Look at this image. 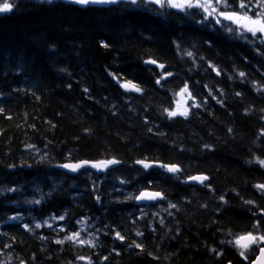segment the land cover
<instances>
[{
    "label": "trees",
    "instance_id": "1",
    "mask_svg": "<svg viewBox=\"0 0 264 264\" xmlns=\"http://www.w3.org/2000/svg\"><path fill=\"white\" fill-rule=\"evenodd\" d=\"M101 41L110 47H101ZM174 41L185 49L195 45L197 57H206L229 74L235 65L249 74V80L260 78L255 69L264 61L255 56L247 44L226 39L224 33L193 23L182 14L161 16L123 3L82 6L69 0H52V3L14 0L11 11L0 13V92L4 93L0 106L13 117L12 120L0 117V129H7L0 137V186L19 189L0 195V220L17 212L24 218L40 219L53 213L61 215L69 209V219L65 222L69 226L75 225L77 217L87 215L92 217L96 227L109 223L123 228L128 213L137 215L134 202L110 203L116 196L103 194V206H98L90 181L81 182L83 176L65 175L56 167L39 164L38 157L32 158L24 151L26 143H35L43 149L50 139L53 141L49 146L50 163L60 162L70 150L76 159L94 160L116 155L129 166L108 176L132 180L131 191L147 185L150 180L167 190L180 211L171 210L173 217L161 213L166 227L161 228L156 223L158 218L149 215L147 220L157 228V233L152 234L146 228V221L138 222L148 237L145 241L148 249L157 250L159 245V255L170 257L159 264H215V257L208 249L220 247L221 239H231L225 235L229 229L239 233L250 228V214L244 211L247 206L236 192L244 199L258 195L252 185L264 178L245 161L251 159L253 153H261L258 142L253 141L264 121L258 119L259 113L245 116L244 109L264 108V100L250 85L232 83L225 77L215 86L233 94L226 97V110L210 101L206 111L189 121L169 124L162 120L159 108L167 106L171 94L154 86L155 77L146 71L148 66L143 60L153 56L169 64L168 70L188 76L190 62L184 63L178 58ZM244 57L248 58L247 62ZM203 66L206 67V63ZM108 72L133 79L148 91L142 98L133 93L134 99L129 100ZM202 73L203 69L194 70L191 79L200 80L202 84L210 82ZM178 86L179 80H176L169 88ZM84 88L89 89L94 99L88 98ZM234 91L245 92L242 103L240 98H234ZM146 117L150 121L148 125L144 123ZM45 121H51L56 127L52 129ZM33 123L36 130L28 127ZM156 125L166 134L163 139L148 133L147 128L153 126L155 130ZM229 127L233 128V133L227 132ZM85 129H90L91 134L85 133ZM204 144H212L214 150L205 151ZM181 148L187 151L182 152ZM144 156L165 162L182 161V166H188V175H209L216 194H226L229 206L223 213L216 212L218 201L209 199L212 193L208 189L197 185L194 194L190 185L172 180L158 169L136 176L131 162ZM22 158L32 167H7L13 163L19 165ZM41 192L45 194L43 204L25 203L39 199ZM205 203L206 209L202 207ZM152 211L158 209H149ZM128 224L131 228L130 221ZM0 230L15 236L13 255L29 262L35 254V264H66L75 255L72 251L57 254L61 246L54 243L48 244L42 252L41 242L24 233L14 222L0 224ZM100 240L105 246L97 251L109 254L110 238L101 234ZM79 251L86 255L90 250ZM49 256L51 260L47 259ZM114 259L119 264H158L129 256L127 252ZM228 259L233 257L229 255ZM228 259L224 264H228ZM17 263L16 260L11 262Z\"/></svg>",
    "mask_w": 264,
    "mask_h": 264
},
{
    "label": "snow or ice",
    "instance_id": "2",
    "mask_svg": "<svg viewBox=\"0 0 264 264\" xmlns=\"http://www.w3.org/2000/svg\"><path fill=\"white\" fill-rule=\"evenodd\" d=\"M69 2L82 6L116 5L123 3L132 8H143L161 16L182 14L193 23L224 33L226 39L238 40L247 44L255 56L264 61V0H69ZM13 3L14 0L12 2L10 0H3L0 3V13L11 11ZM47 3H52V0H47ZM173 43L175 44L178 58L184 63L190 62V67L187 70L188 76H182L179 72L168 70L169 64L161 62L153 56H149L143 60L144 65L148 66L146 67V71L155 77L154 86L171 94L167 106L159 108L158 115L162 120H166L169 124L189 121L192 117L199 116L201 112L206 111L210 101H214L222 109L226 110V97L233 94L226 92L222 87L215 86L221 83L225 77L232 83L250 85L251 90L261 100H264V63L255 69L260 78L249 80V74L246 71L239 70L235 65L231 74H229L222 66L211 60H207L206 57L202 55L197 57L194 51L195 45L191 49H185L181 44L175 41ZM208 43L211 46V42ZM100 46L105 49L110 47L109 44L103 41H101ZM243 59L245 62L248 60L247 57ZM204 63H206V67L203 66ZM201 69H203V76L208 78L210 82L202 84L200 80L193 81L191 79L193 71L200 72ZM60 71L65 72L66 69H61ZM213 73L215 76L212 75ZM108 75L119 85L120 89H123L129 100L134 99L133 93L142 98L146 91H148L133 79H126L122 75L113 72H108ZM217 77L220 80H216ZM176 80H179V86L177 88H169V85L174 84ZM68 87L70 88L71 84ZM83 91L88 94L89 99H94L90 95L88 88H84ZM3 95L4 93L0 92V97ZM244 95V91H234V98H240L239 102L241 103L243 102ZM37 99L39 98L37 97ZM257 113L260 114L258 119L264 121V108L254 109L247 107L244 109L245 116H252ZM228 114L231 115V113ZM208 115L213 116L214 114L208 112ZM25 116H27V113H25ZM0 117L8 120L13 119L12 116L6 114L2 106H0ZM45 123L51 124L52 129L56 127L51 121H45ZM144 123L146 125L150 124L147 117ZM17 127H21V125H17ZM28 127L36 130L37 126L33 123L28 125ZM6 131L7 129H0V137ZM84 131L87 134H91L90 129H85ZM147 131L162 139L166 136L163 131H160L159 125L155 126V130L153 126H149ZM227 132L233 133V128L229 127ZM75 139L79 140V137ZM164 142L166 143V140ZM257 142V146L262 149L261 153L259 155L253 153L252 158L245 161V163L253 166L260 176L264 178V124H261L260 130L256 133V140L253 143L256 144ZM9 143H11V139H9ZM52 143L53 141L48 139L44 143L43 149L35 143H26L24 151L32 158L38 157L39 159L36 162L39 164L61 169L62 174H73L74 177H87L90 181L91 191L94 194L96 204L103 206L102 183H97V181L100 180L101 176L106 178L112 172L119 171L122 167H128V162L116 155H105L103 158L94 160L76 159L73 157V150H70L66 156L61 157L60 162L50 163L49 146ZM203 149L210 152L214 150V147L212 144H204ZM180 151L187 150L181 148ZM249 151L252 152V149L250 148ZM7 167L15 169L16 167H32V165L27 162V159L22 158L19 165L13 163L7 165ZM187 167V165L182 166V161L165 162L159 158H149L148 156L134 159L131 162V168L136 176L151 173L153 170L158 169L162 174H167L168 178L190 185L194 194L197 185L200 188L208 189L209 193H212L209 199H216L218 201L215 211L223 213L230 204L229 199L226 198V194H216L209 175L204 173L188 175L186 171ZM118 182L122 187L113 186L110 192L123 193V199L116 196L110 203L134 202L139 212V215L128 213L123 228L119 226L113 227L109 223L103 224L102 227H96L92 222V217L87 215L77 217L75 225L69 226L65 223L69 219V209H65L61 215L53 213L40 219L30 216L27 221H25L23 215L17 212L15 215L7 216L5 219L0 220V224H7L10 221L14 222L18 228L23 229L24 233H28L32 238L38 239L41 242L42 252L45 251L48 244L52 243L61 246L57 254L59 252H75L73 258L68 260L66 264H119V261H115L114 258L122 256L125 252L129 256L149 259L150 261L158 262V264L162 259H170L167 255L165 257L159 255V245H157V250L148 249L145 243L148 237L146 232L138 226V222L146 221L148 231L156 234L157 228L153 226L151 221L147 220V217L150 215L153 218H158L156 219V223L161 228H164L166 227V222L165 217L161 213H166L168 217H173L174 212L171 210L180 211L178 204L169 198L167 190L156 185L154 181L150 180L147 185L136 188L132 192H126L123 187L131 184L132 180L123 177ZM73 186L75 187V185ZM252 187L255 189V193L258 194L253 199H244L235 189L230 190L236 192L237 197H240L242 200V204L247 206L244 208V211L250 214L249 220L251 226L239 233L229 229L225 235L231 237V239H221L219 241L220 247L208 249L215 257V264H224L229 255L233 259H228V264H264V179L254 183ZM18 190L13 187L0 186V195H3L5 192L14 193ZM36 191H39V189ZM47 195L50 197L51 192ZM44 202L45 194L42 192L39 199L25 201V203L31 205H41ZM202 207L206 209L207 203L202 205ZM151 208H157L158 211L149 212ZM128 221H130L131 228ZM212 223L215 224L217 221H213ZM45 228L49 230V233L46 234L40 231ZM217 231H221V229L217 228ZM101 234L111 240V244L108 245L109 254L107 255L97 251V249L105 246L104 242L100 240ZM5 237H7V240L4 239ZM16 243L14 235L0 230V264H11L12 260L18 261L19 264H35L37 259L35 254H33L31 262L19 255H13L12 250ZM20 243H23V241H20ZM85 248L90 251L86 255L81 254L79 250ZM47 259L51 260L52 257L49 256Z\"/></svg>",
    "mask_w": 264,
    "mask_h": 264
},
{
    "label": "rangeland",
    "instance_id": "3",
    "mask_svg": "<svg viewBox=\"0 0 264 264\" xmlns=\"http://www.w3.org/2000/svg\"><path fill=\"white\" fill-rule=\"evenodd\" d=\"M84 180H81V182H88L89 180L87 179V177L83 176L82 177ZM119 179L120 178H113V176H107L106 178L101 176L100 180L97 181V183H102V192L104 195H109V196H119L121 199H123V193H111L110 189L115 186V187H122L121 185H119ZM132 184V183H131ZM131 184L127 185V186H123L125 188L126 192H132L131 189H129V187L131 186ZM128 187V188H127ZM108 196V197H109ZM137 215H139L138 209H137ZM30 218V216H26L25 217V221H27ZM38 219V218H37ZM75 224V223H74ZM45 231H49L48 229H42ZM41 231V230H40ZM19 264V263H17Z\"/></svg>",
    "mask_w": 264,
    "mask_h": 264
},
{
    "label": "water",
    "instance_id": "4",
    "mask_svg": "<svg viewBox=\"0 0 264 264\" xmlns=\"http://www.w3.org/2000/svg\"><path fill=\"white\" fill-rule=\"evenodd\" d=\"M98 6H106V5H98ZM61 170V169H60ZM62 171V170H61ZM67 175H73V174H67Z\"/></svg>",
    "mask_w": 264,
    "mask_h": 264
}]
</instances>
